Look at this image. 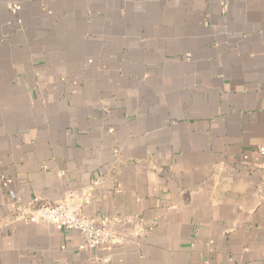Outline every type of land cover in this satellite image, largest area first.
<instances>
[{"label":"crops","instance_id":"crops-1","mask_svg":"<svg viewBox=\"0 0 264 264\" xmlns=\"http://www.w3.org/2000/svg\"><path fill=\"white\" fill-rule=\"evenodd\" d=\"M260 148L264 0H0V264H264Z\"/></svg>","mask_w":264,"mask_h":264},{"label":"built area","instance_id":"built-area-1","mask_svg":"<svg viewBox=\"0 0 264 264\" xmlns=\"http://www.w3.org/2000/svg\"><path fill=\"white\" fill-rule=\"evenodd\" d=\"M264 151V148H260ZM15 197L14 193L10 194ZM17 217L24 218L30 223L50 222L58 230L79 232L89 248L108 244L114 235L107 231L103 225H98L95 219L83 216L79 213H71L64 203H54L34 207L29 213H25L23 207L18 208Z\"/></svg>","mask_w":264,"mask_h":264}]
</instances>
